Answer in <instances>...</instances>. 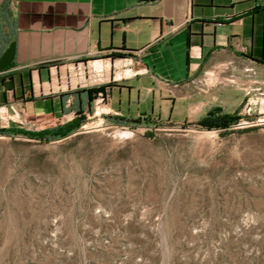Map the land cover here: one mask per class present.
I'll use <instances>...</instances> for the list:
<instances>
[{
    "label": "rangeland",
    "instance_id": "374dc122",
    "mask_svg": "<svg viewBox=\"0 0 264 264\" xmlns=\"http://www.w3.org/2000/svg\"><path fill=\"white\" fill-rule=\"evenodd\" d=\"M209 112L239 120L208 129ZM67 118L18 117L0 133V264H264V106L227 100L180 122L92 115L50 141L20 133Z\"/></svg>",
    "mask_w": 264,
    "mask_h": 264
},
{
    "label": "crops",
    "instance_id": "0c3cea01",
    "mask_svg": "<svg viewBox=\"0 0 264 264\" xmlns=\"http://www.w3.org/2000/svg\"><path fill=\"white\" fill-rule=\"evenodd\" d=\"M6 2L0 129L80 112L180 122L247 97L264 106V0ZM100 87L99 112L89 91Z\"/></svg>",
    "mask_w": 264,
    "mask_h": 264
},
{
    "label": "trees",
    "instance_id": "16d2710c",
    "mask_svg": "<svg viewBox=\"0 0 264 264\" xmlns=\"http://www.w3.org/2000/svg\"><path fill=\"white\" fill-rule=\"evenodd\" d=\"M145 2H150V1H155V0H143ZM6 41V38L3 37L0 34V44L3 45V43ZM2 59V56L0 57V61ZM12 67V63H9L7 66H4L3 68H0V72L4 71V70H8L9 68ZM104 88H99L96 91H89V94H93L96 93L97 91H103ZM79 115L77 117H75L73 120H71L70 122H67L65 124L62 125H57L53 128H49L40 132H20V133H24V135L33 138V139H39V140H45V141H50V140H57V139H61L64 137H67L69 135H71L73 132L77 131L78 129H80V127L82 126V123L85 120V117H83L82 113H78ZM119 119V118H117ZM119 120H123V119H119ZM239 119L237 118V115H223V116H214L213 112H209L208 116L206 118H204L200 124L204 127H207L208 129H212V128H229L230 125L236 123ZM0 133L3 134H8L9 132L6 129L0 130Z\"/></svg>",
    "mask_w": 264,
    "mask_h": 264
},
{
    "label": "water",
    "instance_id": "95a60500",
    "mask_svg": "<svg viewBox=\"0 0 264 264\" xmlns=\"http://www.w3.org/2000/svg\"><path fill=\"white\" fill-rule=\"evenodd\" d=\"M12 55V51H9L6 56L0 61V68L7 66L10 63V57Z\"/></svg>",
    "mask_w": 264,
    "mask_h": 264
},
{
    "label": "flooded vegetation",
    "instance_id": "af4514ba",
    "mask_svg": "<svg viewBox=\"0 0 264 264\" xmlns=\"http://www.w3.org/2000/svg\"><path fill=\"white\" fill-rule=\"evenodd\" d=\"M9 51H11V48H9L8 52H9ZM8 52H6V53L2 56V59L6 56V54H7ZM2 59H1V61H2Z\"/></svg>",
    "mask_w": 264,
    "mask_h": 264
}]
</instances>
